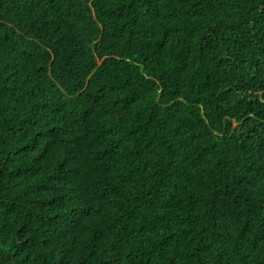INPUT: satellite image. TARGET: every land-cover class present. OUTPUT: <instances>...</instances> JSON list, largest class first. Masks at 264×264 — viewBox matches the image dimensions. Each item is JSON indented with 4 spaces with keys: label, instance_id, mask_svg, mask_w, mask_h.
I'll return each mask as SVG.
<instances>
[{
    "label": "trees",
    "instance_id": "obj_1",
    "mask_svg": "<svg viewBox=\"0 0 264 264\" xmlns=\"http://www.w3.org/2000/svg\"><path fill=\"white\" fill-rule=\"evenodd\" d=\"M0 264H264V0H0Z\"/></svg>",
    "mask_w": 264,
    "mask_h": 264
}]
</instances>
